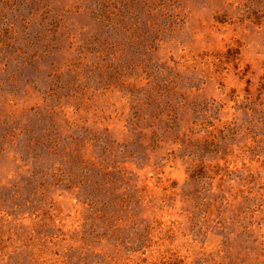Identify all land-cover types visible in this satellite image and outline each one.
Segmentation results:
<instances>
[{"label":"rangeland","instance_id":"374dc122","mask_svg":"<svg viewBox=\"0 0 264 264\" xmlns=\"http://www.w3.org/2000/svg\"><path fill=\"white\" fill-rule=\"evenodd\" d=\"M0 264H264V0H0Z\"/></svg>","mask_w":264,"mask_h":264},{"label":"trees","instance_id":"16d2710c","mask_svg":"<svg viewBox=\"0 0 264 264\" xmlns=\"http://www.w3.org/2000/svg\"><path fill=\"white\" fill-rule=\"evenodd\" d=\"M91 204H93V205H96V203H97V200H94V201H92V202H90ZM106 215V214H105Z\"/></svg>","mask_w":264,"mask_h":264}]
</instances>
